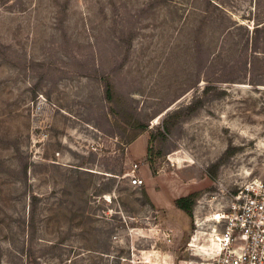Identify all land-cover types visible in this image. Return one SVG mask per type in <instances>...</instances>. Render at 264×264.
I'll list each match as a JSON object with an SVG mask.
<instances>
[{"label": "rangeland", "instance_id": "1", "mask_svg": "<svg viewBox=\"0 0 264 264\" xmlns=\"http://www.w3.org/2000/svg\"><path fill=\"white\" fill-rule=\"evenodd\" d=\"M256 179L264 0H0V264H195Z\"/></svg>", "mask_w": 264, "mask_h": 264}, {"label": "built area", "instance_id": "2", "mask_svg": "<svg viewBox=\"0 0 264 264\" xmlns=\"http://www.w3.org/2000/svg\"><path fill=\"white\" fill-rule=\"evenodd\" d=\"M131 185L140 188L144 181L134 175ZM212 221L215 223L212 234L215 250L211 256H201L195 264H264L262 181L246 182L232 196L228 208L214 215Z\"/></svg>", "mask_w": 264, "mask_h": 264}, {"label": "trees", "instance_id": "3", "mask_svg": "<svg viewBox=\"0 0 264 264\" xmlns=\"http://www.w3.org/2000/svg\"><path fill=\"white\" fill-rule=\"evenodd\" d=\"M138 136L139 135H137V137ZM196 200H197V196L196 195H191V196L184 197V198H181L179 200H176L175 206L178 209H180L183 212H185L187 215L191 216L192 210H193V207L195 205Z\"/></svg>", "mask_w": 264, "mask_h": 264}, {"label": "bare ground", "instance_id": "4", "mask_svg": "<svg viewBox=\"0 0 264 264\" xmlns=\"http://www.w3.org/2000/svg\"><path fill=\"white\" fill-rule=\"evenodd\" d=\"M203 234V233H202ZM195 237V236H194ZM199 238H200V236H199ZM201 240H202V238H201ZM198 242V241H197ZM200 248V247H199ZM215 248V247H214Z\"/></svg>", "mask_w": 264, "mask_h": 264}]
</instances>
